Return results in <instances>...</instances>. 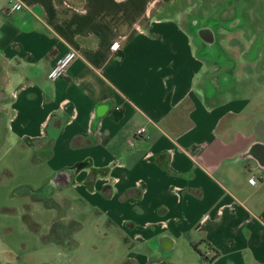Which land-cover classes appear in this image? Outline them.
Instances as JSON below:
<instances>
[{"label":"crops","instance_id":"0c3cea01","mask_svg":"<svg viewBox=\"0 0 264 264\" xmlns=\"http://www.w3.org/2000/svg\"><path fill=\"white\" fill-rule=\"evenodd\" d=\"M189 7L210 15L193 30L216 53L218 20L241 41L238 13L260 15L264 0H0V124L72 192L66 205L96 210L106 241L119 235L115 264H204L207 251L264 264V97L222 87L230 78L180 23ZM70 50L68 77L50 80Z\"/></svg>","mask_w":264,"mask_h":264},{"label":"rangeland","instance_id":"374dc122","mask_svg":"<svg viewBox=\"0 0 264 264\" xmlns=\"http://www.w3.org/2000/svg\"><path fill=\"white\" fill-rule=\"evenodd\" d=\"M193 12L194 7H189L180 23L191 35L194 50L200 59L206 60L208 65L216 63L220 75L230 78V82L222 87H227L238 96H246L249 90V93L255 92L256 96L264 97V84H259L264 81V12L260 15L238 13L243 23L241 31L236 34H241L242 39L234 44L225 37L226 28L221 20L213 24L217 39L214 47L216 53L214 50L207 52L193 30L194 23L198 21L200 27H209L206 25L208 20L204 19L210 15L197 19L192 16L195 14ZM245 28L248 35L256 34L254 43L245 42L248 36ZM251 74L261 79H254L253 83L248 84L247 78ZM254 84L258 87L256 91L252 90ZM0 136V247L9 248L12 253V257H9V254H1V251L0 263L115 264L114 259L122 257L119 256V249L113 251V245L120 241L119 235L106 241L101 232H107L110 227L99 219L96 210L88 206L78 208L66 205L64 197L71 196L72 192L66 188L57 190L50 185L52 172L44 163H38L35 154L22 148V143L6 125L0 124ZM37 196L40 201L36 200ZM74 202L70 201V204ZM53 223L69 231L68 236L77 243L76 248H61L60 239L51 234ZM74 224H79L80 228L74 230ZM95 245L99 250L94 248Z\"/></svg>","mask_w":264,"mask_h":264},{"label":"built area","instance_id":"2783aa9c","mask_svg":"<svg viewBox=\"0 0 264 264\" xmlns=\"http://www.w3.org/2000/svg\"><path fill=\"white\" fill-rule=\"evenodd\" d=\"M24 8V5L20 2H16L12 5L10 11H19ZM79 54L75 50L68 51L63 57L57 60L55 66L49 73V79L56 81L59 79H64L68 77L69 69L71 65L78 59ZM136 138H148L147 129L141 127L136 131ZM257 179H252V182L256 183ZM213 254L207 251L204 254L205 262L204 264H213Z\"/></svg>","mask_w":264,"mask_h":264},{"label":"trees","instance_id":"16d2710c","mask_svg":"<svg viewBox=\"0 0 264 264\" xmlns=\"http://www.w3.org/2000/svg\"><path fill=\"white\" fill-rule=\"evenodd\" d=\"M74 230H76V228L74 227ZM53 232L56 234V235H62L61 237L63 238V247L65 249H73L75 247V242L74 241H71V239L69 238L68 236V233L69 231L66 230V229H61V228H58V226H56L54 229H53Z\"/></svg>","mask_w":264,"mask_h":264}]
</instances>
